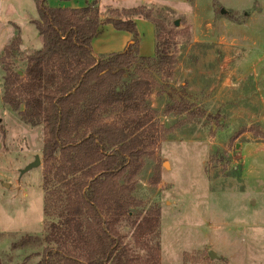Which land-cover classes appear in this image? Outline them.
Instances as JSON below:
<instances>
[{
    "label": "rangeland",
    "instance_id": "1",
    "mask_svg": "<svg viewBox=\"0 0 264 264\" xmlns=\"http://www.w3.org/2000/svg\"><path fill=\"white\" fill-rule=\"evenodd\" d=\"M122 3L143 4L137 9L164 25L159 47L170 56L146 77L156 130L142 135L138 173L121 181L135 202L116 227L122 244L134 264H149L131 220L158 208V264H264V0ZM1 19L15 20L13 8L0 5V264H37L46 222L57 220L44 215V199L62 187L43 162V126L24 125L1 101L12 38ZM22 35L25 45L40 40L31 26ZM27 56L18 48L7 62L20 73ZM178 102L188 111L168 112ZM35 156L40 165L21 175Z\"/></svg>",
    "mask_w": 264,
    "mask_h": 264
},
{
    "label": "trees",
    "instance_id": "2",
    "mask_svg": "<svg viewBox=\"0 0 264 264\" xmlns=\"http://www.w3.org/2000/svg\"><path fill=\"white\" fill-rule=\"evenodd\" d=\"M33 2L37 12L33 24L42 47L26 57L20 73L7 62L19 48V37L3 48L1 101L24 125L43 126V162L50 164L46 171L63 188L44 199V215L55 211L57 220L46 222L44 253L37 264H134L137 256L129 253L116 231L131 218L135 204L121 181L138 173L142 135L156 130L145 102L151 91V79L146 77L170 63L169 54L159 47L160 32L166 29L140 9L110 11L115 18L105 23L129 33L131 42L120 53L95 58L91 41L101 16L95 0L80 9ZM136 18L154 26L152 58L138 55ZM167 110L180 115L188 106L178 102ZM106 115L112 118L107 121ZM159 218L160 211L154 208L131 220L133 240L150 254L145 260L149 264H158Z\"/></svg>",
    "mask_w": 264,
    "mask_h": 264
},
{
    "label": "crops",
    "instance_id": "3",
    "mask_svg": "<svg viewBox=\"0 0 264 264\" xmlns=\"http://www.w3.org/2000/svg\"><path fill=\"white\" fill-rule=\"evenodd\" d=\"M92 0H46V5L50 8H62V9H80L87 6V4L91 3ZM96 5L101 12L100 16V25L98 28V34L91 41V51L92 55L97 58L99 56L120 53L122 52L127 44L131 42V35L124 31L115 30L110 24L105 23V19L111 18L109 16H105L106 14H110V11H123V10H131L143 7L145 4H139L138 6H132V4L125 3L127 0H95ZM124 2L125 4H123ZM23 4H26L29 7L28 14L22 11ZM1 6H10L13 8V15L15 16V20L13 19H1L3 23V27L10 29L12 33V38L5 46H7L16 36L20 39L19 49L24 51L26 55H30L31 53L40 50L42 47L41 37L38 35L37 30L33 24L34 21L37 20V12L36 7L33 0H0ZM19 8V9H17ZM111 15V14H110ZM114 18V17H112ZM16 19H19L18 23ZM31 26L34 29V33L38 35L39 39L38 44L35 45H25L23 43V35L22 28ZM134 23L136 26V31L138 34V55L142 58H152L155 54V30L154 26L148 20H144L142 18L134 19ZM17 24V25H16ZM19 25V26H18ZM30 31H32L30 29Z\"/></svg>",
    "mask_w": 264,
    "mask_h": 264
},
{
    "label": "water",
    "instance_id": "4",
    "mask_svg": "<svg viewBox=\"0 0 264 264\" xmlns=\"http://www.w3.org/2000/svg\"><path fill=\"white\" fill-rule=\"evenodd\" d=\"M175 25L177 26V23H175ZM40 165V160H39V157L38 156H35L34 157V160L32 163L28 164L23 170H20V174H24V173H27L29 172L30 170L34 169V168H37L38 166ZM5 188H8V184H4L3 185ZM209 257L210 258H214L215 255L213 252H209L208 253Z\"/></svg>",
    "mask_w": 264,
    "mask_h": 264
}]
</instances>
